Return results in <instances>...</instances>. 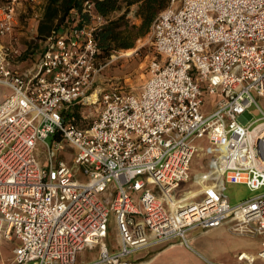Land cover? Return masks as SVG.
<instances>
[{
  "label": "built area",
  "instance_id": "2783aa9c",
  "mask_svg": "<svg viewBox=\"0 0 264 264\" xmlns=\"http://www.w3.org/2000/svg\"><path fill=\"white\" fill-rule=\"evenodd\" d=\"M33 2L0 0V242L16 243L6 264H131L228 219L235 236L260 238L255 256L236 259L264 261V194L231 206L220 191L264 188V0H170L150 26L156 56L137 94L100 86L106 20L88 2V24L40 39L19 68L22 53L1 40ZM83 106L97 116L81 127ZM75 109L78 123L64 115ZM64 145L76 150L69 164ZM199 155L207 176L177 193ZM110 213L118 242L108 247Z\"/></svg>",
  "mask_w": 264,
  "mask_h": 264
},
{
  "label": "rangeland",
  "instance_id": "374dc122",
  "mask_svg": "<svg viewBox=\"0 0 264 264\" xmlns=\"http://www.w3.org/2000/svg\"><path fill=\"white\" fill-rule=\"evenodd\" d=\"M60 2V1H59ZM50 4V0H35L31 4H25L17 11V26L14 29L17 37L16 43L13 45L22 54L19 63L25 67H31V61L34 58V53L37 49L38 41L42 37L39 33V28L43 27V34L47 33L48 22L44 20V13ZM59 4V3H58ZM125 9L112 13L109 16L110 20H115L124 14ZM136 7L132 6L125 16V20L129 21V25L138 26L140 24L139 18L135 17ZM55 22V21H54ZM155 50L151 43L150 33L148 32L144 37L136 39L134 46L128 50H118L111 52L110 56L105 60L100 59L101 65H105L100 74V86L109 88H117L121 91L139 93L142 85L147 79L148 64L155 57ZM5 88L0 86V98L5 94ZM204 101L212 100V98L204 95ZM80 115L86 117L83 123L79 126L83 127L97 116V110L92 106H83L79 109ZM208 111L212 108L208 106ZM51 138H47L45 143L51 144ZM197 144L201 147H206L205 140L198 141ZM76 150L70 145H64V150L59 153V158L70 163V159L75 154ZM37 160L43 164L45 162V152L41 146L37 147ZM208 172V159L201 155L194 157L190 168V179L182 183L177 193L181 194L185 191L195 192L199 189L196 184L197 176L206 174ZM207 175V174H206ZM220 191L227 199L231 206L236 205L242 200L252 199L256 196L264 194V188L258 191H251L242 184H221ZM225 232L216 241L210 243L217 254L228 260L232 259L236 250L243 248L238 238L228 230V226L224 227ZM211 240L209 236H202V240ZM118 242V235L115 228V220L113 213L109 214V236L106 240L108 247ZM10 244L0 242V262L8 263L11 258ZM95 252V251H94ZM93 255V253H92Z\"/></svg>",
  "mask_w": 264,
  "mask_h": 264
},
{
  "label": "trees",
  "instance_id": "16d2710c",
  "mask_svg": "<svg viewBox=\"0 0 264 264\" xmlns=\"http://www.w3.org/2000/svg\"><path fill=\"white\" fill-rule=\"evenodd\" d=\"M86 2L92 4L94 11L106 20L96 35L100 51L99 62L100 59L105 60L109 57L113 51L133 48L135 40L144 37L149 32L153 20L170 4V0H50L44 13V20L48 22V26L45 27L47 33L43 34L44 28L40 27L39 33L42 34L40 39L76 20L79 26L88 24L90 18L86 13H83ZM132 6L136 7L135 17L140 20L138 26L129 25V21L124 19L125 13ZM122 8L125 9L124 14L115 20L109 19L112 13L118 12ZM76 111V109L72 112L67 111L64 115L65 117L74 115L75 122L78 123L79 114Z\"/></svg>",
  "mask_w": 264,
  "mask_h": 264
},
{
  "label": "crops",
  "instance_id": "0c3cea01",
  "mask_svg": "<svg viewBox=\"0 0 264 264\" xmlns=\"http://www.w3.org/2000/svg\"><path fill=\"white\" fill-rule=\"evenodd\" d=\"M17 37L15 32H13L11 37H6L1 40L4 45H14L16 43ZM33 61V60H32ZM31 61V62H32ZM19 68L25 69L22 63H19ZM29 68V67H28ZM5 90L4 93H6ZM3 98V96L0 98ZM206 174H201L197 176V180H202L206 177ZM190 195V194H189ZM188 195V196H189ZM232 222L231 219L226 220L223 224L217 228L213 229H196L189 232L187 236V243L189 247H186L179 240H173L161 245L152 246L146 250L137 252L130 256L129 260L131 264H207L206 261L219 263V264H247L244 261H238L236 257L239 253L245 252L247 254L255 256L260 249V238H248V237H238L243 248L236 250L232 259L222 257L217 254L210 243L216 241V238L220 237L222 233L225 232L224 227L228 226ZM202 236H209L211 240H202ZM2 243L10 244L11 248V258L14 254V249L16 247L15 241ZM9 259V261L11 260ZM3 264V262H0ZM6 264V263H5ZM252 264H264V261L256 258Z\"/></svg>",
  "mask_w": 264,
  "mask_h": 264
}]
</instances>
